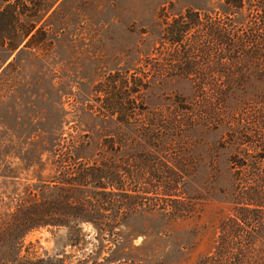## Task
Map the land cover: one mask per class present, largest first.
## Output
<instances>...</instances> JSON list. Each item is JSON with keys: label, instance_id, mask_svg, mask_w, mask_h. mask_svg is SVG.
<instances>
[{"label": "trees", "instance_id": "1", "mask_svg": "<svg viewBox=\"0 0 264 264\" xmlns=\"http://www.w3.org/2000/svg\"><path fill=\"white\" fill-rule=\"evenodd\" d=\"M4 1L0 47L12 53L36 44L56 0ZM158 20L154 52L133 70L104 74L92 88L90 109L131 134L103 138L89 160L73 154L74 139L59 145L56 174L43 181L40 195L28 193L0 219V248L10 255L0 264L82 263L25 247L24 237L43 228H67L77 241L81 226L91 224L109 242L139 210L160 211L172 221L198 218L205 204L185 191L198 163L191 139L196 128L220 130L218 147L231 149V206L217 223L211 250L192 264H264V0H219L215 9L172 14L163 8ZM172 77L188 80L193 98L148 109L143 91ZM126 180L142 184L132 189Z\"/></svg>", "mask_w": 264, "mask_h": 264}, {"label": "rangeland", "instance_id": "2", "mask_svg": "<svg viewBox=\"0 0 264 264\" xmlns=\"http://www.w3.org/2000/svg\"><path fill=\"white\" fill-rule=\"evenodd\" d=\"M5 4L0 0V9ZM218 6L219 0H56L39 24L43 34L36 44H21L12 53L0 47V219L28 193L40 195L43 181L56 174V149L65 141L74 139L73 154L89 160L103 138L131 134L130 127L90 109L92 88L104 74L133 70L154 52L163 8L172 14ZM193 96L190 82L177 77L153 80L143 91L148 109ZM220 135V130L192 132L198 163L185 191L205 204L198 218L172 221L144 209L124 219L117 241L109 243L96 227L83 224L80 240L73 241L67 228H43L28 233L24 246L33 244L37 255L77 257L81 264L194 263L211 250L217 223L231 206V149L218 147ZM128 184L133 189L142 183ZM6 256L0 248V259Z\"/></svg>", "mask_w": 264, "mask_h": 264}]
</instances>
